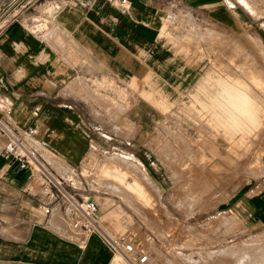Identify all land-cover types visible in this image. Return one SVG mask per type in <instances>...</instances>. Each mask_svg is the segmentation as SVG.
<instances>
[{"label":"rangeland","instance_id":"rangeland-1","mask_svg":"<svg viewBox=\"0 0 264 264\" xmlns=\"http://www.w3.org/2000/svg\"><path fill=\"white\" fill-rule=\"evenodd\" d=\"M40 1L0 0V25L33 13ZM221 5L230 23L182 7L165 17L170 31L159 56L184 76L171 82L180 93L166 85L158 91L159 82L148 91L87 79V92L75 98L87 103L78 101L91 123L82 163L72 169L47 158L71 179L65 186L101 199L102 234L134 241L147 264H264V224L236 205L264 187V0ZM220 79L252 97L258 120L246 131L213 124V111L202 109ZM65 90L73 97L71 85ZM103 210L120 214L102 218Z\"/></svg>","mask_w":264,"mask_h":264},{"label":"crops","instance_id":"crops-1","mask_svg":"<svg viewBox=\"0 0 264 264\" xmlns=\"http://www.w3.org/2000/svg\"><path fill=\"white\" fill-rule=\"evenodd\" d=\"M180 7L230 23L220 17L228 11L221 0H127L123 6L119 0H41L33 13L15 14L0 25L1 120L14 130L32 127L43 162L66 178L47 158L55 155L72 169L82 163L91 123L75 98L87 92V79L148 91L159 82L158 91L166 85L180 93L181 85L171 82L184 76L173 73L174 64L158 50L170 31L168 11ZM68 85L73 97L65 92ZM133 107L130 113H138ZM4 139L0 133V149ZM47 198L37 172L0 156V264H129L105 235L72 229L58 204L43 213L40 203ZM95 200L99 211L101 199ZM238 204L264 224V187ZM117 214L103 210L101 217Z\"/></svg>","mask_w":264,"mask_h":264},{"label":"built area","instance_id":"built-area-1","mask_svg":"<svg viewBox=\"0 0 264 264\" xmlns=\"http://www.w3.org/2000/svg\"><path fill=\"white\" fill-rule=\"evenodd\" d=\"M119 3L123 6L127 0H119ZM9 112L7 109L6 113ZM0 133L5 138L0 156L6 161L15 162L19 168H31L41 176L42 191L48 197L40 203L43 213H52L56 203L62 217L72 229L86 235L100 227L96 200L92 196H82L69 189L64 185L66 178L55 175L43 162L39 148L33 140L32 127L14 130L0 118ZM108 240L114 251L126 257L130 264L148 263V253L137 249L134 241L126 239L123 235L109 236Z\"/></svg>","mask_w":264,"mask_h":264},{"label":"bare ground","instance_id":"bare-ground-1","mask_svg":"<svg viewBox=\"0 0 264 264\" xmlns=\"http://www.w3.org/2000/svg\"><path fill=\"white\" fill-rule=\"evenodd\" d=\"M213 88V93L209 101L201 102L202 109L206 110L208 113H212L213 111V116L210 115L213 124L214 121L226 123L228 126H231L232 130L236 133L242 130L246 131L249 126L256 124L258 120L256 114L257 109L252 101V97L247 99L240 86L228 80L220 79L214 84ZM225 133L229 134L227 130H225ZM130 159H132L142 170H146L144 165L137 159L133 157ZM106 173H109L108 170H106ZM109 174L113 173L110 171ZM113 175L116 179L123 180L120 176L116 174ZM128 185L132 189H135L136 187L130 184ZM104 230V226L100 224V227H98V229H94L90 234H96L103 239L102 231ZM127 262L129 263L128 260Z\"/></svg>","mask_w":264,"mask_h":264}]
</instances>
